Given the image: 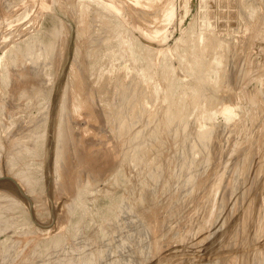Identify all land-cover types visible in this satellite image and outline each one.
<instances>
[{
	"label": "rangeland",
	"instance_id": "obj_1",
	"mask_svg": "<svg viewBox=\"0 0 264 264\" xmlns=\"http://www.w3.org/2000/svg\"><path fill=\"white\" fill-rule=\"evenodd\" d=\"M162 1L0 0V264H264V0Z\"/></svg>",
	"mask_w": 264,
	"mask_h": 264
},
{
	"label": "bare ground",
	"instance_id": "obj_2",
	"mask_svg": "<svg viewBox=\"0 0 264 264\" xmlns=\"http://www.w3.org/2000/svg\"><path fill=\"white\" fill-rule=\"evenodd\" d=\"M148 1H149V0H148ZM159 1H160V0H159ZM163 1H164V0H163ZM163 1H162V2H163ZM165 2H166V1H165ZM201 3H202V2H201ZM161 4H162V3H161ZM170 8H171V7H170ZM173 9H174V8H173ZM173 9H171V10L168 9L169 11L167 12V17L170 18V19H171L172 15H173V12H174ZM197 13H199V12H197ZM167 17H166V18H167ZM197 18H198V17H197ZM170 19H169V20H170ZM203 24H204V23H203ZM13 51H14V50H13ZM19 58H20V57H19ZM33 64H34V63H33ZM17 66H18V65H17ZM22 66H23V65H22ZM31 75H32V74H31ZM14 102H15V101H14ZM229 112H230V111H229ZM1 131H2V130H1ZM6 145H7V144H6ZM9 149H10V148H9ZM13 156H14V155H13ZM8 158H9V157H8ZM8 160H9V159H8ZM27 181H28V179H27ZM29 183H30V182H29ZM25 185H26V184H25ZM22 187H23V186H22ZM37 198H38V197H37ZM39 208H40V207H39ZM91 233H92V232H91ZM57 248H58V247H57ZM52 250H53V249H52Z\"/></svg>",
	"mask_w": 264,
	"mask_h": 264
}]
</instances>
